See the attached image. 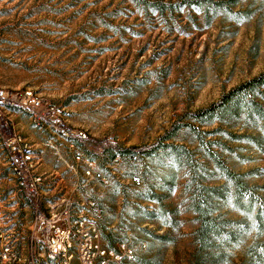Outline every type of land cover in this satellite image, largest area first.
Masks as SVG:
<instances>
[{"label":"rangeland","instance_id":"obj_1","mask_svg":"<svg viewBox=\"0 0 264 264\" xmlns=\"http://www.w3.org/2000/svg\"><path fill=\"white\" fill-rule=\"evenodd\" d=\"M263 74L264 0H0V88L71 134L4 114L42 182L19 192L0 142V264H264V88L219 106ZM70 146L105 178L85 179ZM225 169L252 190L241 207ZM53 206L75 224L72 257L50 260L35 230ZM196 206L216 225L203 242Z\"/></svg>","mask_w":264,"mask_h":264},{"label":"built area","instance_id":"obj_2","mask_svg":"<svg viewBox=\"0 0 264 264\" xmlns=\"http://www.w3.org/2000/svg\"><path fill=\"white\" fill-rule=\"evenodd\" d=\"M11 110L19 111L23 116L27 117L34 126H43L45 122H48V127L53 128L54 135L67 141L71 138V134L65 124L60 118L55 117L54 113L50 111L44 112L45 107L43 101L36 97L31 92L25 93H12L5 89L0 88V142L6 147L8 152V168L15 180L16 187L19 192L33 193L37 191L41 185L42 179L35 174L36 164L40 159L33 144L28 143L19 134H12L8 136L6 131L2 129V124H5L8 129V122L4 120L5 113H9ZM49 114V117L45 114ZM49 146L53 147V140L48 141ZM73 148L74 159L78 165H84V177L87 180L93 181L103 180L104 173L95 162L85 161L84 155ZM57 151V148L55 149ZM92 206H94L92 204ZM52 216L46 217L43 215L36 220L35 230L37 235H40L43 239L45 247V253L50 260H55L59 256L72 257V251L75 246V224L70 222L71 215L69 211H65L63 214L64 219H59L56 215V207H51ZM58 218V220H57ZM66 220V222H65ZM79 222H76V225ZM84 240L85 256L89 257L92 246L89 245L91 237ZM41 238L33 237L34 242H41ZM74 240V241H73ZM87 249H89L87 251Z\"/></svg>","mask_w":264,"mask_h":264},{"label":"trees","instance_id":"obj_3","mask_svg":"<svg viewBox=\"0 0 264 264\" xmlns=\"http://www.w3.org/2000/svg\"><path fill=\"white\" fill-rule=\"evenodd\" d=\"M258 88H264V74L253 79L252 81H249L248 83L238 87L237 89L233 90L232 92H230L228 95H226L223 98V100L221 101L219 106L220 107L225 106L227 103L233 102V100H235L236 96L238 94H240L241 92H244V90H247V89L248 90H254V89H258ZM217 106L218 105H214L210 109L200 112L198 114V116L207 115L211 111L215 110V108H217ZM260 114L264 115L263 112ZM125 153L132 154L134 156L138 155V151L136 149H128L125 151ZM148 153H149V151L143 152V154H148ZM225 170H226V178H228L234 184V187H235L234 198H235L236 205L241 207V206H243V205H241L242 204L241 199L243 196L242 194L244 192L251 194L252 190L246 184H244L241 181V179L238 175L230 172L228 169H225ZM209 191L219 194V192H221V189L220 188H212V189H209ZM194 210L199 215V220L201 222V228L199 229L198 236L200 237V239L203 242L204 239L206 237H208L211 232H215V229H216L215 221L213 219H211L210 213L208 211H206L205 209H203L199 206H196Z\"/></svg>","mask_w":264,"mask_h":264},{"label":"crops","instance_id":"obj_4","mask_svg":"<svg viewBox=\"0 0 264 264\" xmlns=\"http://www.w3.org/2000/svg\"><path fill=\"white\" fill-rule=\"evenodd\" d=\"M38 135H39V137H40V144H41V145H43L42 141H45V140H46V142H47L48 139H46V136H45L44 134H42V133L40 132ZM60 143H61V145H62L61 148H60V151H61L62 154H64V153H65L64 147L67 146V144L64 145L65 143H63V141L60 142ZM45 151H46V150H45ZM45 151H44V156H45V158H44V161H43V166H45V167L48 168L50 165H52V164L50 163V158H51V156H50V154H47ZM49 164H50V165H49ZM51 167H52V168H51ZM51 167H50L49 170H51L52 173L56 172L55 170L59 171V168H58V167L55 168V167H53V165H52ZM53 168H54V169H53ZM53 175H54V174H53Z\"/></svg>","mask_w":264,"mask_h":264}]
</instances>
